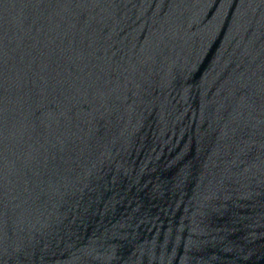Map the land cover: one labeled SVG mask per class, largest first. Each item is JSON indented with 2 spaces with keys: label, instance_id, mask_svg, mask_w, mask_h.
I'll list each match as a JSON object with an SVG mask.
<instances>
[{
  "label": "water",
  "instance_id": "1",
  "mask_svg": "<svg viewBox=\"0 0 264 264\" xmlns=\"http://www.w3.org/2000/svg\"><path fill=\"white\" fill-rule=\"evenodd\" d=\"M0 264H264V0H0Z\"/></svg>",
  "mask_w": 264,
  "mask_h": 264
}]
</instances>
